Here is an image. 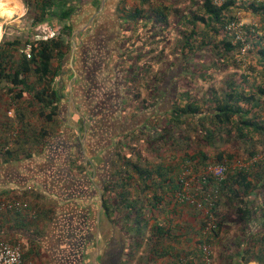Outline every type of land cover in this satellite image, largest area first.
Returning <instances> with one entry per match:
<instances>
[{
	"label": "trees",
	"instance_id": "trees-1",
	"mask_svg": "<svg viewBox=\"0 0 264 264\" xmlns=\"http://www.w3.org/2000/svg\"><path fill=\"white\" fill-rule=\"evenodd\" d=\"M32 1L39 8L30 19L32 26L51 20L61 27L50 23L56 33L47 40H0V110L12 107L15 113L0 123L5 142L0 144L1 161L13 160L14 150L25 157L31 156L29 150L41 153L61 127L70 142L77 134L63 124L61 91L71 73L75 25L78 19L88 22L98 0H82L85 5L92 1L88 16H71V0H23L28 9ZM105 4L94 19L93 33L75 39L79 46L73 54L77 79L72 89L89 124L92 150L100 156L96 170L102 175V213L119 235L114 249L106 250L109 258L115 255L108 264H211L214 257L223 264H264V4ZM238 13L256 21L245 27L250 48L244 56L240 43L225 30L238 21ZM172 31L177 36L173 54L182 71L176 80L188 76L190 65L204 52L210 65L197 69L200 77L234 72L200 96L174 82L167 108L151 114L167 94L174 64L154 72L152 65L163 60ZM27 45L29 58L21 52ZM241 61L246 67L238 72ZM125 107L132 110V124L122 121ZM108 108L110 114L104 116ZM145 113L144 120L136 121ZM214 166L225 168L222 179L209 170ZM34 213L37 217L40 209ZM44 215L50 219L53 210ZM15 241L8 243H19Z\"/></svg>",
	"mask_w": 264,
	"mask_h": 264
},
{
	"label": "crops",
	"instance_id": "crops-1",
	"mask_svg": "<svg viewBox=\"0 0 264 264\" xmlns=\"http://www.w3.org/2000/svg\"><path fill=\"white\" fill-rule=\"evenodd\" d=\"M18 2L21 6L18 16H24L28 9L23 0ZM71 2L75 7L71 16H88L92 1L89 5L82 0L67 3ZM112 2L114 0H110V4ZM105 3L106 0H98L97 10L91 15L93 20L101 16ZM30 9L31 16L39 14V8L33 1ZM6 10L3 12L5 15L13 9ZM88 25L84 24L75 31V48L79 46L76 37L93 33V28L85 32ZM8 111L0 110V123L6 121L4 116L8 119L15 117V113L14 117H9ZM1 127L0 144L5 143L4 126ZM73 144L76 143L68 138L55 139L41 153L29 150L31 156L25 157L22 152L14 150L13 160L11 157L0 160V200L18 201L28 206V210H18V213L16 210L12 215H4V218L0 215V243L17 239L23 260L29 264H108L111 256H115L110 255L109 258L106 251L114 249L117 237L116 230L110 226L100 208L102 175L96 170L100 168V156L90 155L84 149L85 143H82L81 155L75 158L72 156L76 149ZM67 150L69 153L65 156ZM82 164L90 165L91 170L84 173ZM36 209H40L37 217L34 213ZM46 209L53 210L50 219L44 215Z\"/></svg>",
	"mask_w": 264,
	"mask_h": 264
},
{
	"label": "rangeland",
	"instance_id": "rangeland-1",
	"mask_svg": "<svg viewBox=\"0 0 264 264\" xmlns=\"http://www.w3.org/2000/svg\"><path fill=\"white\" fill-rule=\"evenodd\" d=\"M187 5V2H185V6ZM6 9H13L10 11L9 14L5 15L3 12H6ZM28 9V8H27ZM29 10V11H28ZM27 10V16L26 14H24V16H18L20 11H21V6L18 2V0H0V26L2 27V30L0 28V40L1 39H6V40H11L13 38H18L20 40H25L26 38H28L29 40H39L42 36H44L45 34H47L48 30H51L52 32L56 33L55 30L52 29V26H50L49 24H53L57 29L60 28L61 26L56 24L55 21H49V24H45V25H38V26H32L31 25V9ZM24 12V11H23ZM16 15V16H15ZM240 16L242 18V22H245V24L247 25H254V23L256 24V21L250 17V15L248 14H242L240 13ZM91 19V17H90ZM89 19V20H90ZM88 22H81L78 19V23L75 25V29L73 31L74 35H75V31L77 30V28H82L84 26V24H88ZM80 21V23H79ZM92 22L89 23L88 26L85 27V32L91 31L92 28ZM72 33V34H73ZM170 42L168 43V45H166L167 49L165 52V55L163 56V60L162 61H158L157 63H154L152 65V72H154L156 69L157 70H167L172 64H174L171 67V74H170V81L167 84V90L170 88V86H172L173 84H175L174 82H178L176 84H181V85H186L190 90H191V94L193 96H200L203 94V92L205 91L206 88H210V87H214L216 85H219L220 83H222V80L226 77H229L234 71H232L231 69H227L226 71L221 70L219 71V74H215L212 76V78H207L206 76L204 78L200 77L199 73L197 72L198 68H202V65L205 66H209L210 65V59H209V55L208 52H204L203 54H201V56L199 58H196V60H194L192 62V64L190 65V70L188 71L189 73V77L188 76H182V78L180 80H176L177 78H179V75L182 74V71H180V62H178V55H174L173 52L176 48V40H177V36H176V32L172 31L170 33ZM73 37L71 38V40L73 41ZM26 47V46H25ZM22 48L21 52H23V50L25 49ZM72 49V48H71ZM76 49V48H75ZM74 49V51H75ZM73 53L70 54L69 57V68L71 69V73L67 72L66 77L69 78L68 80H64L63 85L64 87L62 88L61 94H62V99L61 102H63V104H65V111L63 112V116L62 117V121L63 124L68 125H72V128H77L75 129L76 131V136H75V143H76V149L74 151V154H72V156H76V155H81L80 151L82 148L80 146V144L85 143L84 149L85 151H89L90 155H95L98 152H95V150H92V146L90 145L91 142L89 141V138H91V133L89 134L88 132V122L86 117L81 114V112H79L75 101L73 99V85L76 82L77 79V74L75 72V68L73 66ZM72 56V57H71ZM198 61V62H197ZM130 64L128 61L126 63V65ZM241 65V69H239L240 71L238 72H243L244 68L246 67L245 63H243V61H241L240 63ZM224 71V72H223ZM193 73V74H192ZM73 74L76 75V78L72 80V76ZM240 74V73H238ZM206 75V74H204ZM69 76V77H68ZM187 83V84H186ZM185 88V87H183ZM170 89H175L174 85L173 87H171ZM145 92V91H144ZM143 92V93H144ZM172 91L168 90L167 94L164 96L163 99L160 100L159 105L157 107L156 110L152 111L151 114H158L160 112L163 111V109L167 108V104L168 101L172 98ZM145 94V93H144ZM144 97L146 98V96L144 95ZM70 98L72 99V102L70 100ZM11 107V106H10ZM13 110V108L11 107L9 110ZM126 112V118L125 120L123 119L122 121L125 122L126 124H132L133 120L131 117V112L132 110L130 109V107H125ZM7 109H5L4 111H6ZM14 111V110H13ZM109 111V112H108ZM112 112V111H111ZM101 113V112H99ZM110 114V109L108 108L107 110H105V112L103 113L104 116H108ZM112 114V113H111ZM149 115V113H145L144 115L137 117L136 121H142L144 120L145 117H147ZM80 117L78 120L76 117ZM160 119V118H158ZM131 120H133L131 122ZM140 123V122H139ZM161 124V123H160ZM83 128V131L80 132L79 127ZM70 127V126H69ZM58 136L55 138L56 140H67V138L69 137V134L67 133V131L61 127V129L58 130ZM87 144L90 145V149L88 150ZM69 150L65 151V156L68 155ZM88 154V152H86ZM89 155V154H88ZM97 156V155H96ZM84 173L85 172H89L91 169L90 165H85L82 164ZM115 234L118 235V233L116 232ZM116 235V236H117ZM119 236V235H118ZM120 238V237H119ZM117 240V238H116ZM109 250V249H108ZM120 258V256L118 257ZM215 262L211 263V264H223L222 261H219L217 258H215ZM118 263V262H117Z\"/></svg>",
	"mask_w": 264,
	"mask_h": 264
},
{
	"label": "built area",
	"instance_id": "built-area-1",
	"mask_svg": "<svg viewBox=\"0 0 264 264\" xmlns=\"http://www.w3.org/2000/svg\"><path fill=\"white\" fill-rule=\"evenodd\" d=\"M242 1H254L256 3L264 4V0H242ZM238 15V21H234L226 26V32L233 37L234 42H239L241 45V56H244L250 48L246 42L245 27L247 24L242 22L240 13ZM55 35L54 32L48 30L47 34L42 36L40 39L47 40ZM23 53L27 58L30 57V46L27 45L23 50ZM9 117H14V111L11 109L7 112ZM215 178L222 179L224 177L225 168L223 166H214L209 168ZM26 204L18 201L0 200V213L7 211H18L25 209ZM0 264H29L22 258V250L19 244H11L8 242L0 243Z\"/></svg>",
	"mask_w": 264,
	"mask_h": 264
},
{
	"label": "water",
	"instance_id": "water-1",
	"mask_svg": "<svg viewBox=\"0 0 264 264\" xmlns=\"http://www.w3.org/2000/svg\"><path fill=\"white\" fill-rule=\"evenodd\" d=\"M92 20H93V18H91L90 20H89V23L90 22H92ZM88 23V24H89ZM88 24H86V25H88ZM73 35L74 34H72V37H73ZM71 53H73V51H74V49H75V42L74 41H72V44H71ZM72 57V56H71ZM76 78V75L75 74H73V76H72V80L73 79H75ZM70 100H71V102H72V99L70 98ZM99 199H100V208H102V202H103V200H102V197H101V192H99Z\"/></svg>",
	"mask_w": 264,
	"mask_h": 264
},
{
	"label": "flooded vegetation",
	"instance_id": "flooded-vegetation-1",
	"mask_svg": "<svg viewBox=\"0 0 264 264\" xmlns=\"http://www.w3.org/2000/svg\"><path fill=\"white\" fill-rule=\"evenodd\" d=\"M93 22H94V20H93ZM92 28H93V23H92ZM72 37V36H71ZM112 258H113V256H112Z\"/></svg>",
	"mask_w": 264,
	"mask_h": 264
},
{
	"label": "bare ground",
	"instance_id": "bare-ground-1",
	"mask_svg": "<svg viewBox=\"0 0 264 264\" xmlns=\"http://www.w3.org/2000/svg\"><path fill=\"white\" fill-rule=\"evenodd\" d=\"M1 19V18H0Z\"/></svg>",
	"mask_w": 264,
	"mask_h": 264
}]
</instances>
